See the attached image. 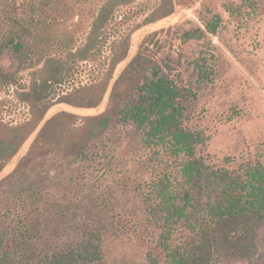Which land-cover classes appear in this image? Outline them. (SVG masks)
Wrapping results in <instances>:
<instances>
[{
    "label": "trees",
    "instance_id": "obj_1",
    "mask_svg": "<svg viewBox=\"0 0 264 264\" xmlns=\"http://www.w3.org/2000/svg\"><path fill=\"white\" fill-rule=\"evenodd\" d=\"M88 1V0H85ZM138 0H100L84 38L62 26L83 0H0V92L18 88L30 118H0V176L37 131L53 104L95 109V117L60 113L41 128L16 168L0 181V264H108L106 234L146 243L147 264H226L257 252L264 224V159L207 153L209 138L196 120L198 95L163 75L159 43L147 38L128 57L130 34L111 43L102 77L51 99L82 63L95 64L109 44L119 12ZM192 0H158L139 26L169 18ZM220 15L185 33V41L217 36ZM8 60L10 67L3 65ZM13 68V69H12ZM198 82L213 71L199 65ZM133 146L138 153L126 154ZM134 194L139 206L123 208ZM79 221L82 240L70 241ZM82 222V223H81Z\"/></svg>",
    "mask_w": 264,
    "mask_h": 264
},
{
    "label": "rangeland",
    "instance_id": "obj_2",
    "mask_svg": "<svg viewBox=\"0 0 264 264\" xmlns=\"http://www.w3.org/2000/svg\"><path fill=\"white\" fill-rule=\"evenodd\" d=\"M190 7L178 6L175 13L155 24L139 27L153 10L158 0H138L133 7L124 8L110 31L109 44L95 64H80L71 78L52 89L51 99L62 96L72 87L89 84L100 79L108 64L109 46L130 34L131 49L127 59L114 74V81L137 55L147 38L153 37V45L159 43L163 60V75L175 79L198 95L194 106L196 120L201 123L209 138L207 153L218 159L225 157H254L264 159V0H192ZM100 0L80 2L62 29L72 32L76 39H83L96 16ZM213 15H220L222 26L217 36L185 41V33L203 28L204 22ZM3 65L10 67L8 60ZM213 71L212 83L198 82V66ZM13 69V68H12ZM31 73L20 75V85L0 92V118L19 124L27 121L29 108L20 99L30 87ZM110 91L103 103L95 109L75 108L66 104H53L40 128L27 141L20 153L11 161L0 176V181L10 174L19 160L26 155L32 142L45 123L60 113L79 117L103 114L109 104ZM138 153L133 146L126 147V154ZM123 208L139 206L136 195L121 198ZM82 223V222H81ZM80 222L70 223L64 234L70 241L82 240ZM257 252L244 260L226 264H264V224L255 232ZM104 253L108 264H147L146 243L136 240H115L106 234Z\"/></svg>",
    "mask_w": 264,
    "mask_h": 264
}]
</instances>
